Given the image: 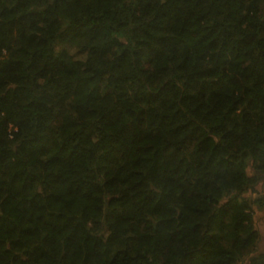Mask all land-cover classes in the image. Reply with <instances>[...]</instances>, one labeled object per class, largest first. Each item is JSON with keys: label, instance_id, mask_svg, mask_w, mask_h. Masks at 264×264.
<instances>
[{"label": "trees", "instance_id": "obj_1", "mask_svg": "<svg viewBox=\"0 0 264 264\" xmlns=\"http://www.w3.org/2000/svg\"><path fill=\"white\" fill-rule=\"evenodd\" d=\"M259 183L264 0H0V264H264Z\"/></svg>", "mask_w": 264, "mask_h": 264}, {"label": "rangeland", "instance_id": "obj_2", "mask_svg": "<svg viewBox=\"0 0 264 264\" xmlns=\"http://www.w3.org/2000/svg\"><path fill=\"white\" fill-rule=\"evenodd\" d=\"M55 50L57 53H66L70 55L74 59H84L86 56V51L70 45L69 43L63 41H56L55 43ZM248 174L252 175L253 170L249 166L248 167ZM264 193V186L262 183H259L255 186V191L248 190L242 194L243 197H246L251 203L253 199ZM252 210H253V222L254 227L259 233V240L257 243V253H264V213L261 211L256 204L252 203Z\"/></svg>", "mask_w": 264, "mask_h": 264}]
</instances>
